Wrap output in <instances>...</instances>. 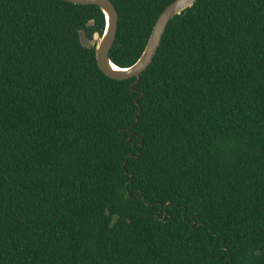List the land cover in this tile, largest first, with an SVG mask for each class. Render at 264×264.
<instances>
[{
  "label": "trees",
  "instance_id": "obj_1",
  "mask_svg": "<svg viewBox=\"0 0 264 264\" xmlns=\"http://www.w3.org/2000/svg\"><path fill=\"white\" fill-rule=\"evenodd\" d=\"M108 1L125 69L174 0ZM102 28L0 0V264H264V0H196L133 91Z\"/></svg>",
  "mask_w": 264,
  "mask_h": 264
},
{
  "label": "water",
  "instance_id": "obj_2",
  "mask_svg": "<svg viewBox=\"0 0 264 264\" xmlns=\"http://www.w3.org/2000/svg\"><path fill=\"white\" fill-rule=\"evenodd\" d=\"M75 6H94L96 7L103 18V28L100 36L93 34L88 40L82 31L77 33L79 45L85 49L93 48V55L98 70L108 79L113 81H125L134 79L129 86L130 91H133V85L138 81L140 74L149 66L154 57L163 32L167 24L184 10L189 9L196 0H174L156 18L146 44L139 58L129 67L119 69L110 63L107 54L113 43L116 31L117 15L114 8L108 0H57ZM92 25L91 22L87 27ZM143 96L141 95L140 98ZM138 98V99H140ZM136 103V100H135ZM139 112V111H138ZM134 113V124L137 123V113Z\"/></svg>",
  "mask_w": 264,
  "mask_h": 264
}]
</instances>
